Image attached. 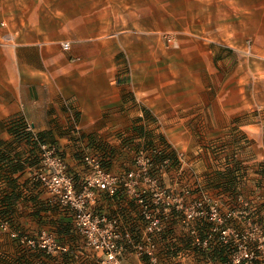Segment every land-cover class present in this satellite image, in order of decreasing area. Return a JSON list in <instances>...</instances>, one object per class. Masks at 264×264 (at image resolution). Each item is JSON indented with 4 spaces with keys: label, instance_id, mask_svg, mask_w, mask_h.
<instances>
[{
    "label": "rangeland",
    "instance_id": "obj_1",
    "mask_svg": "<svg viewBox=\"0 0 264 264\" xmlns=\"http://www.w3.org/2000/svg\"><path fill=\"white\" fill-rule=\"evenodd\" d=\"M109 5L119 8L102 19L100 14L92 16L103 24L107 19L108 37L124 44L117 48V55L125 62L122 73L127 80L131 71L127 55H131L135 64L150 63L156 83L173 80L179 82L178 90L186 87L189 93L203 84L210 87L206 99H212L213 88H220L224 98L227 94L222 92L230 86H240L244 92L259 84L263 59L254 50V35L244 27L245 0H109ZM230 72L236 73V85ZM252 116L259 143L264 114L255 109ZM148 121L134 122L111 140L74 141L76 166L66 162L76 185L94 177L93 168L82 161L85 147L120 182L125 181V172L138 173L145 188L140 196L125 190L111 199L91 188L92 212L120 219L140 241L149 234L152 222L158 221L159 229H153L156 251L151 256L126 253L123 263L149 264L152 257L156 264H264V160L256 157L258 147L242 126L245 115L218 132L193 124L187 139L174 133L172 140L156 118L149 116ZM148 149L155 150L151 159ZM37 162L18 178L21 198L13 214L6 216L0 202V264H56L57 257L72 264H100V254L84 244L72 225L69 237L57 236L53 215L68 217L49 201L42 182L33 178L30 168ZM31 182L39 184L33 193L46 206L38 217L26 200ZM4 186L0 179V197ZM11 231L17 236H11ZM42 231L54 236L52 242H67L74 254L56 252L52 246L49 250L32 247L23 239L27 235L39 242ZM218 243L225 244L223 257L214 255Z\"/></svg>",
    "mask_w": 264,
    "mask_h": 264
},
{
    "label": "crops",
    "instance_id": "obj_2",
    "mask_svg": "<svg viewBox=\"0 0 264 264\" xmlns=\"http://www.w3.org/2000/svg\"><path fill=\"white\" fill-rule=\"evenodd\" d=\"M116 7L109 0H0V142L5 150L12 141L7 121L16 116L47 134L74 168V141L111 140L134 122L150 123L149 116L164 125L161 130L172 140L174 133L187 139L193 124L218 132L245 115L242 126L258 147L256 157L264 160V130L258 143L252 121L255 109L264 114V0H245L244 8V27L254 35V50L263 59L259 84L244 92L230 86L222 92L224 98L220 88H213L212 99H206L210 87L204 84L189 93L186 87L178 90L179 82L173 80L156 83L150 63L135 64L131 55L127 80L125 62L117 55L124 44L108 37L107 19L103 24L92 16L102 19ZM64 41L70 43L67 51L60 46ZM235 74H229L233 81ZM24 148L16 147L22 156ZM56 264L72 263L57 257Z\"/></svg>",
    "mask_w": 264,
    "mask_h": 264
},
{
    "label": "built area",
    "instance_id": "obj_3",
    "mask_svg": "<svg viewBox=\"0 0 264 264\" xmlns=\"http://www.w3.org/2000/svg\"><path fill=\"white\" fill-rule=\"evenodd\" d=\"M60 46L64 51L70 49L68 41L62 42ZM25 131L31 132L32 138L38 140L34 126L27 121H25ZM146 155L151 159L155 155V150L148 149ZM82 161L93 168L94 177L86 179L83 185H76L74 174L69 171L58 147L55 144L39 142L38 162L30 170L33 178L40 180L48 189L49 201L59 206V209L64 212L75 231L81 235L84 244L100 254V264H124L123 257L126 253H145L151 256L158 247L156 233L153 230L159 229L157 220L152 222L149 226V234L142 237L140 241L136 238L135 231L123 226L120 219L104 214H94L90 209L92 187L103 191L111 199L125 190L132 195L140 196L145 192V188L139 182L138 173L133 170L127 171L123 175L125 181L120 182L116 174L102 167L100 160L94 157L89 147L83 150ZM10 235L17 236L14 231H11ZM39 237L40 240L36 241L37 243L27 235H24L23 239L32 247L38 245L49 250L52 246L56 252L74 254L72 247L65 243L52 242L54 236L44 231ZM150 259L152 263L149 264H156L155 259L152 257Z\"/></svg>",
    "mask_w": 264,
    "mask_h": 264
},
{
    "label": "trees",
    "instance_id": "obj_4",
    "mask_svg": "<svg viewBox=\"0 0 264 264\" xmlns=\"http://www.w3.org/2000/svg\"><path fill=\"white\" fill-rule=\"evenodd\" d=\"M7 126L10 134L12 135V141L9 145V151L4 148V143L0 142V179L5 183L4 189L1 191L0 202L5 206V214L11 215L15 211L17 204L21 198V186L18 178L25 172L26 167L34 165L38 161L39 142H46L55 144L50 140L47 134L36 132L38 140L32 138V133L25 131V119L22 116H16L7 121ZM23 144L25 146L23 156L22 151L16 149L17 146ZM13 152V153H12ZM26 180L23 184L27 185ZM39 184L37 182H31L27 186L29 196L26 199L30 202L35 210L36 216H41L46 209L43 201L39 199L38 194L33 193ZM55 232L57 235L71 233V222L68 218H59L55 221ZM219 248L215 250L214 255L223 257L226 248L225 244L218 243ZM212 246V245H211ZM225 258V257H224ZM4 264H12L11 262H4ZM21 264V263H20Z\"/></svg>",
    "mask_w": 264,
    "mask_h": 264
}]
</instances>
